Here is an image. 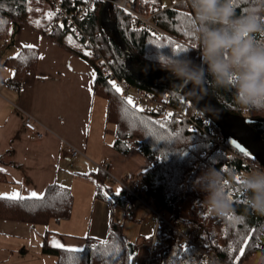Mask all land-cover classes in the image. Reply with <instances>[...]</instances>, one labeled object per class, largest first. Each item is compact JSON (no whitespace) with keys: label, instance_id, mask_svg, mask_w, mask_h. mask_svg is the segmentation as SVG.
<instances>
[{"label":"trees","instance_id":"16d2710c","mask_svg":"<svg viewBox=\"0 0 264 264\" xmlns=\"http://www.w3.org/2000/svg\"><path fill=\"white\" fill-rule=\"evenodd\" d=\"M136 1L144 5L148 12L155 13L157 25L169 36L156 37L146 31L132 29L131 17L113 7L110 18L116 23L121 40L131 53L157 69H160V57L185 54L178 49H188L191 57L198 62L197 47L186 31L190 9L185 6V2L168 7L165 0ZM104 4L105 2L98 3L89 18L88 33L100 48V54L111 58V69L115 75L125 78L132 85L151 91L158 98L168 94L175 105L186 103L176 90L166 86H150L127 71L125 54L100 26ZM51 19L43 0H0V39L7 36L12 22L44 35ZM49 38L64 50L83 58L94 69V94L105 100L104 118L106 123L114 126V149L122 155L135 150L150 163L149 168L138 175L143 198L155 204L172 226L196 230V238L202 248L218 264H246L255 255L264 254V216L248 211L239 189L232 187L236 183L233 174H238L241 170L249 171L242 159H247L252 165L256 160L246 152L239 151L228 140H223V143L230 153L222 150L202 133L190 131L184 119L167 120L159 118L155 112L134 110L115 90L116 87L101 74L100 67L83 54L80 43L73 36L60 31ZM37 58L36 49L24 48L17 56L8 60V65L14 71L12 80L15 85L20 84L23 70L35 67ZM207 93L226 111L243 118L258 119V122L250 125L264 141V121H261L264 119V112L244 113L238 110L232 93L225 89L209 85ZM209 165L222 170L229 181V196L236 210L235 216L221 218L208 214L201 193L192 190L194 178ZM92 176L99 185L96 196L105 199L112 210L121 209L125 218L132 219L131 200L135 198L123 189L107 185L102 172L98 171ZM4 181L5 178L0 173V182ZM72 206L70 189L52 183L45 188L40 199L11 200L0 197V219L45 226L50 221L69 219ZM154 229L149 242L155 235L164 245H155L153 264H204L201 263V253L183 243L176 232L161 225L155 233ZM137 248L136 243L127 239L123 225L111 218L107 236L103 240L87 237L84 247L77 252L46 246H43V251L55 257L54 264H130V256L132 264H135ZM241 248L245 249L243 255L240 254Z\"/></svg>","mask_w":264,"mask_h":264},{"label":"crops","instance_id":"0c3cea01","mask_svg":"<svg viewBox=\"0 0 264 264\" xmlns=\"http://www.w3.org/2000/svg\"><path fill=\"white\" fill-rule=\"evenodd\" d=\"M24 48L36 49L38 58L35 67L22 71L17 86L8 60ZM94 81L95 71L83 58L27 26L11 23L7 36L0 39V173L5 178L0 197L18 193L29 198L33 192L41 197L52 183L68 187L73 196L71 216L64 221L32 226L0 219V264H54L55 257L43 246L81 250L87 237L105 239L118 208L112 210L96 196L99 185L92 174L99 171L97 165L105 164L118 178L134 174L142 189L138 175L150 163L135 150L122 155L114 149V132L110 139L103 135ZM22 112L49 132L37 139L23 127ZM65 143L83 154L69 156ZM149 238L139 240L135 264H145ZM260 256L252 257L254 264Z\"/></svg>","mask_w":264,"mask_h":264},{"label":"clouds","instance_id":"9594fccd","mask_svg":"<svg viewBox=\"0 0 264 264\" xmlns=\"http://www.w3.org/2000/svg\"><path fill=\"white\" fill-rule=\"evenodd\" d=\"M185 6L186 31L199 57L197 62L183 49V55L159 58V68L174 78L173 88L199 98L211 85L231 92L238 110L264 112V0H185ZM233 175L232 187L247 210L264 216V166L256 161L250 171ZM192 190L201 193L208 214L236 215L229 181L215 166L201 170ZM258 264H264V255Z\"/></svg>","mask_w":264,"mask_h":264},{"label":"built area","instance_id":"2783aa9c","mask_svg":"<svg viewBox=\"0 0 264 264\" xmlns=\"http://www.w3.org/2000/svg\"><path fill=\"white\" fill-rule=\"evenodd\" d=\"M49 13L52 16L50 23L47 25L44 35L47 37L54 36L60 31H64L73 36L81 46L83 54L100 67V72L105 76L108 81L120 89V94L126 100L131 98L133 104L130 105L134 110L142 109L146 112H155L159 118L167 120L184 119L187 121L189 130L202 133L210 141L219 146L222 150L229 152V149L223 143V136L219 130L204 116L189 103H178L175 105L172 103L170 95H165L162 98L156 97L151 91L144 88L137 87L130 84L125 78L118 77L111 69V58L103 57L99 52V47L94 44L92 38L88 33V20L94 12L96 6L100 2L106 0H43ZM185 2V0H173V4L168 7L175 6L179 3ZM113 7L118 8L124 15L130 16L132 19V29L143 30L151 34L152 36L162 37L169 36L163 31L156 23L154 16L155 13H150L145 9V6L138 4L136 0H114L112 2ZM167 7V8H168ZM22 125L27 130L34 134L37 139L43 138L49 129L42 125L32 115L22 112ZM65 152L75 157L82 155L83 153L72 145L65 143ZM243 165L249 167V171L252 168L251 162L247 159H242ZM97 169L103 173L106 181L113 183L120 189L125 190L128 194L143 204L155 217V229L161 225L166 229H171L180 236L183 243L194 247L201 253V263L214 262L218 264V261L201 246L200 241L196 238L197 232L194 229L183 230L172 226L163 215L155 211L153 208L155 204L151 201H146L143 196V190L140 189L137 182V177L132 173H126L122 178L112 175L107 166L97 165ZM245 173L241 170L238 174ZM237 177L233 176V180L236 182ZM151 206L153 208H151ZM159 243V240L154 237L149 242V249L146 253L145 264H153L154 261V248Z\"/></svg>","mask_w":264,"mask_h":264},{"label":"water","instance_id":"95a60500","mask_svg":"<svg viewBox=\"0 0 264 264\" xmlns=\"http://www.w3.org/2000/svg\"><path fill=\"white\" fill-rule=\"evenodd\" d=\"M113 1H105L100 14V26L122 49L126 57L125 66L127 71L150 86H166L176 90L182 98L189 102L222 133L223 140H228L239 151L243 149V152H246L252 159L259 161L260 165L264 166V141L250 125L259 120L243 118L226 111L207 92L198 98L188 95L186 90L180 91L173 88L174 78L169 73L140 61L122 42L116 23L110 18ZM197 52L199 57L198 48ZM261 121H264V119H261Z\"/></svg>","mask_w":264,"mask_h":264},{"label":"rangeland","instance_id":"374dc122","mask_svg":"<svg viewBox=\"0 0 264 264\" xmlns=\"http://www.w3.org/2000/svg\"><path fill=\"white\" fill-rule=\"evenodd\" d=\"M166 4L171 5L173 4V0H165ZM16 23V22H12ZM96 103L101 105V118H102V129H103V135L106 136L107 139H110L111 133L114 132V126L111 123H106L104 114H105V100L100 97L96 96ZM87 159H89L88 156L84 155ZM91 160V159H89ZM139 182V179H137ZM107 185L113 186L115 189L118 187L114 185L111 182H108ZM132 202V219H127L124 217L123 211L121 209H115L114 210V221L120 223L123 225L124 233L127 237V239L133 243H136L138 245V248L136 250L137 252L141 248V244L139 243V240L143 238H149L153 234V228L155 226V217L150 212L149 209H147L143 204L139 203L138 200L133 199ZM151 208H153L151 206ZM155 211H159V209L154 206L153 208ZM136 261V255L134 259V263ZM254 264V258L250 259L246 264Z\"/></svg>","mask_w":264,"mask_h":264},{"label":"snow or ice","instance_id":"6c2138e0","mask_svg":"<svg viewBox=\"0 0 264 264\" xmlns=\"http://www.w3.org/2000/svg\"><path fill=\"white\" fill-rule=\"evenodd\" d=\"M28 47H32V46H28ZM179 51H183V49H178ZM113 87L115 88V85H113ZM115 90L117 91V92H120V89L119 88H115ZM127 104L128 105H132L133 104V101H132V99L131 98H128L127 99ZM137 111H142V109H137ZM242 151H243V149H241ZM119 194V191L117 192V195ZM8 199H11V200H17V199H19V200H23L24 199V197H22V196H20L18 193H13L11 196H9V197H7ZM29 198H32V199H40L41 197H39L35 192H33V193H31L30 194V197ZM247 242H245V244H246ZM67 251H70V252H77V251H79V250H77V249H67ZM244 252H245V249L244 248H241L240 249V254L241 255H243L244 254ZM129 261H130V264H132V257L130 256L129 257Z\"/></svg>","mask_w":264,"mask_h":264}]
</instances>
